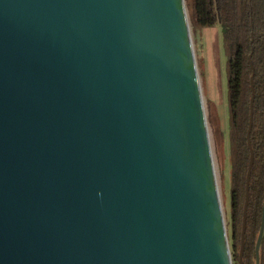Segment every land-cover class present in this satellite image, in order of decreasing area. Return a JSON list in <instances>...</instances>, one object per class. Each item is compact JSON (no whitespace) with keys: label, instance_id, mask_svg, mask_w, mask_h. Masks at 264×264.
Wrapping results in <instances>:
<instances>
[{"label":"water","instance_id":"95a60500","mask_svg":"<svg viewBox=\"0 0 264 264\" xmlns=\"http://www.w3.org/2000/svg\"><path fill=\"white\" fill-rule=\"evenodd\" d=\"M0 264H232L184 0H0Z\"/></svg>","mask_w":264,"mask_h":264},{"label":"trees","instance_id":"16d2710c","mask_svg":"<svg viewBox=\"0 0 264 264\" xmlns=\"http://www.w3.org/2000/svg\"><path fill=\"white\" fill-rule=\"evenodd\" d=\"M184 1L192 27L220 26L228 115V244L232 264H239L251 157L241 264H255L264 200V0ZM258 264H264V228Z\"/></svg>","mask_w":264,"mask_h":264},{"label":"rangeland","instance_id":"374dc122","mask_svg":"<svg viewBox=\"0 0 264 264\" xmlns=\"http://www.w3.org/2000/svg\"><path fill=\"white\" fill-rule=\"evenodd\" d=\"M207 130L226 232L229 219V145L226 102L225 56L219 24L190 25Z\"/></svg>","mask_w":264,"mask_h":264}]
</instances>
